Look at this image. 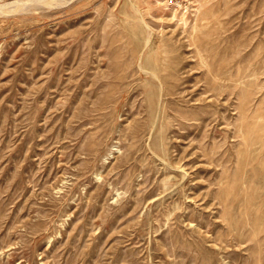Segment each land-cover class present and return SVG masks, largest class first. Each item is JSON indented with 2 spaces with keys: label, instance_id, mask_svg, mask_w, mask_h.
Here are the masks:
<instances>
[{
  "label": "rangeland",
  "instance_id": "rangeland-1",
  "mask_svg": "<svg viewBox=\"0 0 264 264\" xmlns=\"http://www.w3.org/2000/svg\"><path fill=\"white\" fill-rule=\"evenodd\" d=\"M0 264H264V0H0Z\"/></svg>",
  "mask_w": 264,
  "mask_h": 264
},
{
  "label": "bare ground",
  "instance_id": "bare-ground-1",
  "mask_svg": "<svg viewBox=\"0 0 264 264\" xmlns=\"http://www.w3.org/2000/svg\"><path fill=\"white\" fill-rule=\"evenodd\" d=\"M28 5H29V4H28ZM31 5H32V4H31ZM34 6H35V5H34ZM29 7H30V6H29ZM35 11H36V10H35ZM205 13H206V12H205ZM205 13H204V14H205ZM207 15H209V14L207 13ZM197 25H199V23H198ZM194 26H195V24H194ZM193 28H194V27H193ZM193 28H192V29H193ZM194 33H195V32H194ZM191 35H192V34H191ZM191 35H190V36H191ZM195 35H196V34H195ZM192 40H193V38H192ZM110 89H112V88L110 87ZM111 91H112V90H111ZM108 92H109V91H108ZM110 93H111V92H110ZM240 93H241V92H240ZM245 93H246V91H245ZM243 98H244V97H243ZM240 104H241V103H240ZM246 104H247V103H246ZM246 104H244V106H245ZM241 107H242V106H241ZM241 107H240V108H241ZM259 107H261V106H258V108H259ZM242 109H243V108H242ZM246 111H247V110H246ZM240 113H241V111H240ZM242 113H243V112H242ZM244 113H246V112H244ZM243 115H244V114H243ZM245 116H246V115H245ZM245 118H246V117H245ZM239 120H240V119H238V121H239ZM241 120H242V119H241ZM234 126H237V125H234ZM240 126H241V125H240ZM237 152H238V151H237ZM237 160H238V159H237ZM223 168H224V167H223ZM99 177H100V176H99ZM222 201H223V200H222ZM246 201H247V200H246ZM260 203H261V202H260ZM220 204H221V202H220ZM251 208H252V207H251ZM251 208H250V209H251ZM257 210H258V209H257ZM255 211H256V210H255ZM241 217H242V215H241ZM247 218H248V217H247ZM239 220H240V219H239ZM256 220H257V219H256ZM232 232H233V231H232ZM240 232H241V231H240ZM235 234H236V233H235Z\"/></svg>",
  "mask_w": 264,
  "mask_h": 264
}]
</instances>
